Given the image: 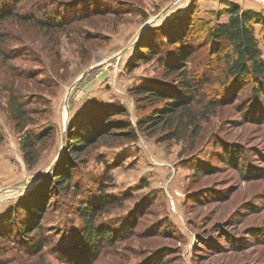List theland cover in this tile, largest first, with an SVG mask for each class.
Instances as JSON below:
<instances>
[{
  "label": "rangeland",
  "instance_id": "rangeland-1",
  "mask_svg": "<svg viewBox=\"0 0 264 264\" xmlns=\"http://www.w3.org/2000/svg\"><path fill=\"white\" fill-rule=\"evenodd\" d=\"M81 1L91 0H19L17 14L0 24L7 53L0 56V223L42 182L48 186L66 155L76 171L64 191L48 188L19 238L0 232V264H264V94L254 105L250 76L224 78V50L215 54L202 34L188 33L197 47L185 62L193 73L214 61L188 108L196 135L183 121L175 138H163L166 125L149 126L134 128L133 141L96 136L68 150L69 132L75 123L84 130L98 104L115 106L102 116L133 128L157 107L141 104L135 87L179 79L163 72L164 56L143 54L144 38L161 51L190 13L211 24L226 19L227 1L260 10L264 0H94L95 11L70 10L61 25L36 20L80 9ZM263 31L254 24L264 61ZM11 94L24 103L25 128L40 135L29 163L8 110ZM231 149L237 155L228 160ZM98 185L120 205L92 216L112 237L84 249L79 208L95 201Z\"/></svg>",
  "mask_w": 264,
  "mask_h": 264
},
{
  "label": "trees",
  "instance_id": "trees-1",
  "mask_svg": "<svg viewBox=\"0 0 264 264\" xmlns=\"http://www.w3.org/2000/svg\"><path fill=\"white\" fill-rule=\"evenodd\" d=\"M18 1L19 0H0V24L3 20L11 18L12 14L16 13L14 9H19L17 5ZM93 1L94 0L78 2L80 4V9L76 7L77 5L72 9H68L67 7L61 9L57 8L58 10L56 9V12L53 10L49 13L45 12L40 19L36 20L40 25L47 27L61 25L67 20L65 19V15L72 12L70 10H73V12L82 10L84 14L95 11L97 4ZM224 8L222 13H226L227 17L222 22L210 24L207 20L193 15L192 13H190L189 17L187 15V17L177 25V29H174L176 33L167 35L170 36V38L168 37L166 41L163 42L164 46H162L163 50L161 51L156 49L157 46L155 41L145 42L147 39L144 38V43L141 46L142 50L145 51L143 54L156 58H162V56H164V62H162L163 72L168 75L179 76V79L175 82L174 86L172 84L163 83L162 79H157L156 81H151L146 84L141 83L135 87V91H132V93L134 96H137L136 98L141 101V104L152 103L157 104L153 105V107H157H154V111L151 115H147L141 121H136V126L133 128L131 127L130 121L127 119L123 125L121 122H118V119L109 120L105 116H102L105 112L115 108V106L106 102L98 104V110H95L93 114H91L93 117L88 118L86 124L82 123L84 130L77 129V124L75 123L73 129L69 132V139L73 140L69 144V153H75L77 145H80L78 147L84 146L80 144L81 140L84 139H86L85 142H88L87 140L89 139L97 140V137L101 140V138H120L125 136L127 140H136L137 134L134 128L140 130L145 127H156L159 125H162L161 127L163 128L164 125H166L164 139L175 138L178 132L177 130L183 121H186L187 124L191 126L190 132H192V134L197 130L198 124L195 119V114L188 111V108L194 100V92L199 90V87L203 86L208 80L209 74L214 68L211 66L213 65L211 62L214 61L210 60L211 62L209 64L204 62L206 67L203 65L199 69H196V71L194 70L193 73L186 71L185 62L187 58L193 55L194 48L197 47V43L190 40L191 38H189V36L191 35H188V33L202 34L204 42L206 41L210 46L215 45L217 48L214 50L212 49V51L216 50V53L214 52L215 54L224 50L221 55L224 65V78L227 77L238 80L250 76V78L253 79L255 85L252 87L251 94L255 97L252 99H255V105L259 96L264 94V61L261 57L258 38L254 33V24H260L262 27L264 26V9H243L238 3L232 1H227V5ZM31 10H33V8ZM27 14H29V12H27ZM18 19L24 21V19ZM5 37V33L2 32L0 28L1 57L7 54L3 50ZM262 37L264 40V31ZM138 59H144V57L141 56L138 57ZM7 104L10 116L15 123V128L23 132L20 139V148L26 162L29 163V159L33 156V148L35 147L36 140L40 135L37 136L31 129L28 130L25 128L28 118L22 100L17 98L16 95L11 94ZM247 104L248 106L251 105H249V103ZM121 128H123V130ZM111 129H116V131ZM234 152L236 151L232 149L227 152L229 156L228 160L237 155V153ZM54 170L55 173L51 181H49L50 183L48 186V180L46 179L47 181L42 182L39 185V190L27 198L23 205H16L13 211L6 215L7 217L4 216L5 218H2L3 221L0 223L1 236L6 235L10 237L15 236L16 239L19 238L17 237V231L23 233L27 231L25 224L28 223L29 226L32 217L38 214L35 208L39 207L44 200L43 198L49 195L48 188L56 187L64 191L68 187L72 175H75L76 172L75 165L72 164L69 154L66 155L62 163L58 164ZM45 182L46 186L44 184ZM98 189H102V187H100V185L95 187V192L97 193L95 201L91 203L86 202V204L84 203V206H82V209L79 208V215L81 216L84 227L80 235L84 249L90 247L94 249L93 245H95L96 242H103L112 237L110 229L94 222L92 216L96 215L99 211L102 212L109 204L120 205V203L116 202L117 197L109 196L101 190L98 191ZM50 197L53 198L54 196L51 195ZM11 216H14L13 220ZM35 227L39 230L41 225H36ZM12 232H15V234H12ZM21 232L19 234H21ZM39 242L41 243L42 239H38V243ZM92 243L94 244L92 245Z\"/></svg>",
  "mask_w": 264,
  "mask_h": 264
},
{
  "label": "water",
  "instance_id": "water-1",
  "mask_svg": "<svg viewBox=\"0 0 264 264\" xmlns=\"http://www.w3.org/2000/svg\"><path fill=\"white\" fill-rule=\"evenodd\" d=\"M167 9H168V7H167L165 10H167ZM165 10H164V11H165ZM162 13H163V12H162ZM159 15H160V14H159ZM159 15H158V16H159ZM158 16H156V17L150 19L149 21H147V22L143 25V28H144L146 25H148L149 23H151L152 21L156 20ZM143 28H142V29H143ZM122 52H124V50H121L119 53H122ZM69 90H70V89H68V91H69ZM68 91H67V92H68ZM66 102H67V95H66V99H65V104H66Z\"/></svg>",
  "mask_w": 264,
  "mask_h": 264
}]
</instances>
